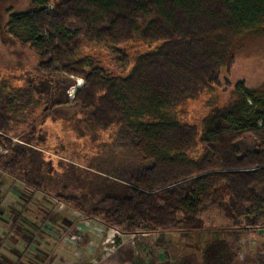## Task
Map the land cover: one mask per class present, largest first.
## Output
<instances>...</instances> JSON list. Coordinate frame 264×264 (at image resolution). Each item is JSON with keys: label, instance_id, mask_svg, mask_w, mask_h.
<instances>
[{"label": "trees", "instance_id": "obj_1", "mask_svg": "<svg viewBox=\"0 0 264 264\" xmlns=\"http://www.w3.org/2000/svg\"><path fill=\"white\" fill-rule=\"evenodd\" d=\"M66 22L83 27L89 43L103 44L117 55L123 56L126 43L146 48L130 61L123 58L124 68L130 65L124 75H113L89 56L78 58L77 47L64 51L45 38L47 29L61 35ZM263 27L264 0H63L53 5L50 0H29L28 9L9 10L4 24L12 40L38 54L34 78H45L43 69L51 63L58 65L56 74L84 78L75 91V104L90 112L93 124L118 125L137 155L150 164L130 192L125 189L98 213L114 220L124 233L161 237L200 227L199 213L211 205L222 207L226 219L236 222L241 217L248 226H264V80L254 86L243 79L233 83L232 98L201 120L198 155L190 154L196 129L170 113L203 89L229 86L222 74L233 63L236 40ZM3 80L5 115L24 122L33 117L16 136L67 103L66 89L74 84L69 82L63 97L57 98L56 92L44 96V88L32 79L23 86ZM101 106L109 107L108 123L94 121ZM0 140L9 142L4 136ZM40 169L35 166V177L42 176ZM231 238L205 243L199 264H234L228 243L237 238L236 231ZM217 240L225 243L227 255L216 252ZM163 245V239L156 240V247ZM250 260L244 264H256ZM172 264L198 263L180 256Z\"/></svg>", "mask_w": 264, "mask_h": 264}, {"label": "rangeland", "instance_id": "obj_2", "mask_svg": "<svg viewBox=\"0 0 264 264\" xmlns=\"http://www.w3.org/2000/svg\"><path fill=\"white\" fill-rule=\"evenodd\" d=\"M60 1L50 0V5ZM28 8L29 0H0V81L6 78L10 85L23 86L32 79V84L44 88V96L56 92L57 98L63 97L69 82L74 84L66 89L67 103L19 136L14 133L25 128L28 120H10L5 115V98L0 90V136L9 140H0V264H172L173 258L180 256L191 257L199 264L205 257V243L220 237L221 241L232 239V231L237 238L229 241L231 245L226 243L232 250L233 263L252 259L264 264V226H248L241 217L236 222L226 219L217 205L199 213L200 227L168 231L163 237L161 233H124L114 220L98 213L100 207L124 195L125 189L130 192L150 164L137 155L130 137L107 120L109 107L98 109L94 121L109 122L98 126L91 122L90 112L75 104V91L84 85V78H68L58 70L60 74L54 73L55 63L43 69L45 78H34L38 54L12 40L4 28L9 10ZM47 37L64 51L77 47L78 58L89 56L113 75H124L130 65L124 68L123 58L130 61L137 51L146 48L126 43L123 56L117 55L103 44L89 43L84 28L70 22L64 24L61 35L47 29ZM232 51L233 63L222 74L230 80L229 86L223 83L203 89L170 112L196 129L192 155L202 151L201 120L232 98L233 83L243 79L254 86L264 80V27L243 33ZM41 95L37 99L42 103L45 97ZM35 166L41 168L42 176L35 177ZM160 238L165 245L156 247ZM221 241L217 240L215 250L226 254Z\"/></svg>", "mask_w": 264, "mask_h": 264}, {"label": "built area", "instance_id": "obj_3", "mask_svg": "<svg viewBox=\"0 0 264 264\" xmlns=\"http://www.w3.org/2000/svg\"><path fill=\"white\" fill-rule=\"evenodd\" d=\"M2 150L0 149V152H1Z\"/></svg>", "mask_w": 264, "mask_h": 264}]
</instances>
